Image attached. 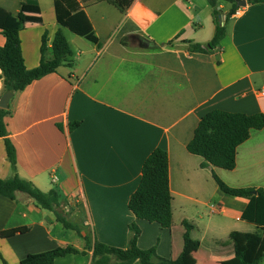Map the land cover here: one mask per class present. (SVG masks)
Here are the masks:
<instances>
[{"label":"crops","instance_id":"1","mask_svg":"<svg viewBox=\"0 0 264 264\" xmlns=\"http://www.w3.org/2000/svg\"><path fill=\"white\" fill-rule=\"evenodd\" d=\"M78 1L99 44L74 56L78 40H70L63 28L71 64L18 92L5 118L19 176L44 192L57 190L59 210L77 229L65 227L25 194L18 193L16 201L0 195V231L28 229L0 238V264H20L29 254L68 246L87 254L58 257L54 264H90V241L125 249L133 222L141 229L138 246H156L164 258L179 257L188 223L200 247L186 264H237L230 235L262 240L264 226L243 219L250 199L223 193L212 170L202 167L204 159L187 145L201 118L215 109L264 114V1L242 0L246 5L239 7L240 0H218L227 32L207 53H191L186 41L207 48L213 39L216 23L208 0H134L125 11L108 0ZM0 7L23 13V57L28 69L38 67L42 37L47 34L49 57L59 27L54 0L36 5L0 0ZM234 7L243 9L241 15L235 11L227 19ZM4 43L0 33V47ZM97 48L106 53L95 60ZM2 88L0 78V94ZM73 121L81 124L71 130ZM156 148L169 156L170 229L138 219L128 207L144 161ZM214 171L230 187L264 189V128L251 130L238 147L233 170ZM12 175L0 137V178Z\"/></svg>","mask_w":264,"mask_h":264},{"label":"trees","instance_id":"2","mask_svg":"<svg viewBox=\"0 0 264 264\" xmlns=\"http://www.w3.org/2000/svg\"><path fill=\"white\" fill-rule=\"evenodd\" d=\"M28 4L36 5L38 0H25ZM121 11H125L134 0H108ZM218 0H208L213 8L216 31L213 39L208 43L207 48L201 44L186 41L189 51L207 53L209 50L220 45L226 36V25L219 21L217 11ZM257 2L264 0H255ZM54 9L58 29L51 44V56H46L48 51L47 34L42 37L41 61L38 67L28 69L25 64L21 49L20 32L24 27L23 13L17 16L0 7V33L5 38V43L0 47V78L3 88L0 94V137L4 139L8 160L13 175L8 179L0 178V195L16 201L17 194L22 193L31 198L34 204L46 211L55 213L58 222L65 227L72 226L63 214L58 210L61 206L60 193L51 189L47 192L40 190L31 181L23 179L17 172L16 149L11 139L5 118L11 115L10 104L14 96L23 91L31 83L46 75L57 73V70L65 65L71 64L70 56L72 49L66 38L63 28L73 34L82 37L89 42L99 44L91 22L82 9L78 0H54ZM236 11L234 7L227 19ZM122 43L128 45V38ZM150 47H156L153 42ZM12 93L13 97L8 102V107H1L2 101L7 94ZM81 122H70V129L73 130ZM264 128V114L258 113L247 115L244 113H230L215 109L204 115L194 136L187 145V150L204 159L202 167L210 168L219 189L233 197H247L250 199L246 207L243 219L257 226H264V189L261 188H234L221 180L214 171V167L233 170L236 167V155L238 147L250 137L253 129ZM173 197L170 190L169 179V156L162 148H156L144 161L142 177L138 188L131 195L128 203L130 211L138 218L149 222H155L162 229H170L173 225ZM184 248L176 259H167L160 256L157 247L142 249L138 246V238L141 234L139 226L133 222L129 224V241L125 249L113 247L95 239L90 241L89 250H92L90 264H186V258L199 249L200 242L191 237L192 226L185 223ZM27 228H14L0 231V238L12 237L18 233H26ZM230 242L234 249L237 264H259L264 260V251L261 255L249 260L247 250L253 244L259 245L261 238L252 237L250 234L232 233ZM263 250V249H262ZM68 254L86 255V250H79L73 246L60 247L42 253L27 255L20 264H54L55 259ZM3 264H8L3 260Z\"/></svg>","mask_w":264,"mask_h":264},{"label":"rangeland","instance_id":"3","mask_svg":"<svg viewBox=\"0 0 264 264\" xmlns=\"http://www.w3.org/2000/svg\"><path fill=\"white\" fill-rule=\"evenodd\" d=\"M65 34L67 35V37L71 40L76 38L78 40V44L75 45V47L73 48V55L77 56L79 49L81 51H91L93 49V47H95V45H93V43L89 42L86 39L80 38L78 36H76L75 34H73L72 32H70L69 30L65 29ZM96 59L97 60L99 57L103 56L106 53V49H98L96 50ZM99 52V53H98ZM78 63V62H77ZM81 75V73L79 74ZM58 185V184H57ZM59 210V209H58ZM63 216L66 218L65 214L59 210ZM208 211V210H207ZM177 236V235H176ZM263 249V250H262ZM264 251V236H262V240L260 242V244L257 246H254L253 244L248 248L247 250V258L249 260L255 258L256 256H259L263 253ZM264 262V261H263Z\"/></svg>","mask_w":264,"mask_h":264},{"label":"water","instance_id":"4","mask_svg":"<svg viewBox=\"0 0 264 264\" xmlns=\"http://www.w3.org/2000/svg\"><path fill=\"white\" fill-rule=\"evenodd\" d=\"M246 5V2L240 0L239 3H238V6L241 7V6H245ZM13 97V94L12 93H9L7 94V96L5 97V99L2 101V104H1V107L3 108H7L8 107V102L10 101V99Z\"/></svg>","mask_w":264,"mask_h":264},{"label":"built area","instance_id":"5","mask_svg":"<svg viewBox=\"0 0 264 264\" xmlns=\"http://www.w3.org/2000/svg\"><path fill=\"white\" fill-rule=\"evenodd\" d=\"M242 11H243V9H242V8H241V9H239V10H237V11H236V13H235L236 17L240 16V15H241V13H242ZM53 180H54V181H56V180H57V177H56V176H54V177H53Z\"/></svg>","mask_w":264,"mask_h":264}]
</instances>
